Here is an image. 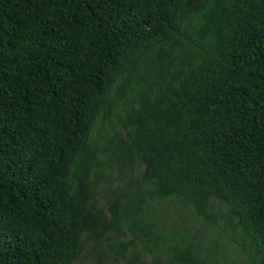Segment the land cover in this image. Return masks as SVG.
Here are the masks:
<instances>
[{"label": "trees", "instance_id": "trees-1", "mask_svg": "<svg viewBox=\"0 0 264 264\" xmlns=\"http://www.w3.org/2000/svg\"><path fill=\"white\" fill-rule=\"evenodd\" d=\"M131 75L126 136L98 145L108 95L120 79L123 102ZM113 157L144 168L106 215L93 200ZM171 199L223 219L246 263L264 264V0H0V264H73L88 241L102 261L109 234L124 264L211 263L150 211Z\"/></svg>", "mask_w": 264, "mask_h": 264}, {"label": "rangeland", "instance_id": "rangeland-1", "mask_svg": "<svg viewBox=\"0 0 264 264\" xmlns=\"http://www.w3.org/2000/svg\"><path fill=\"white\" fill-rule=\"evenodd\" d=\"M197 22L198 17L194 16L192 23ZM169 45H171L172 54L178 56L179 50L182 46H186L187 42L183 41V45L177 44L175 47H173L172 42H169L164 46V49H168ZM157 48L158 46L145 52L139 59L137 68L133 70V72L140 75L141 81L145 80L149 71L153 73L154 68L157 66L156 64L150 65L156 56ZM143 66H146L145 69L142 68ZM150 66H152L151 69ZM148 83H150V80H148ZM120 85L121 80L118 79L108 95V98L114 103L110 113L103 115L102 112L92 130L91 140L97 141L98 145H101L105 139L117 140L126 136L124 128L125 111L129 109L131 104L136 108L138 96L132 88H138L139 83L134 78V75H131L127 82V88L125 89V99H123V102L117 103L116 98ZM145 85L147 86V84ZM100 156L101 159H104L105 153L101 151ZM143 168V163L138 160L131 167L129 165H122L121 168L115 162V157L108 160L103 165L102 172L99 175V181L96 185L97 195L93 200V205L103 210L106 215H109V197H113L129 181H132L131 187H133L134 180L141 178ZM149 207L154 217L160 220L161 224H163L162 226L169 232L176 233V230L180 229L183 233H193L196 240L202 245L200 247L201 254L212 260L209 264H247L245 255L238 248L236 242L229 238L231 230L224 226L223 219H220L214 226L207 225L195 216L191 210L184 207L179 201L173 199L169 201H152ZM212 209H220L222 212L226 211V207L221 205L216 199L212 200ZM129 237L130 235L124 236L122 240ZM235 238L238 240V235ZM118 241L119 239L113 238L110 234L101 241L98 250L102 252V261H100V258L95 252H92L91 242L88 241L80 258L73 264H124V260L117 258L110 248L111 243ZM142 264L155 263L152 257L147 255L143 257Z\"/></svg>", "mask_w": 264, "mask_h": 264}]
</instances>
